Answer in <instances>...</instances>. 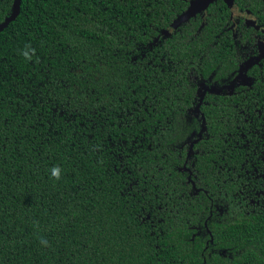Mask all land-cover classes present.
<instances>
[{
  "label": "trees",
  "instance_id": "obj_1",
  "mask_svg": "<svg viewBox=\"0 0 264 264\" xmlns=\"http://www.w3.org/2000/svg\"><path fill=\"white\" fill-rule=\"evenodd\" d=\"M190 1L21 0L0 264H264V0H234L256 25L216 0L172 29Z\"/></svg>",
  "mask_w": 264,
  "mask_h": 264
},
{
  "label": "water",
  "instance_id": "obj_2",
  "mask_svg": "<svg viewBox=\"0 0 264 264\" xmlns=\"http://www.w3.org/2000/svg\"><path fill=\"white\" fill-rule=\"evenodd\" d=\"M214 1L216 0H191L189 2V6L187 10L181 16H179L172 22V29L178 28L181 24L186 23L187 21H189V19L195 17L197 14L204 13L208 9L209 5L213 3ZM223 1L227 5V7L230 9L231 17L238 18L242 15V13L238 11L237 6L234 3V0H223ZM20 3H21V0H14L13 10L11 14L7 18H5L2 23H0V32L3 31L5 28H7V26L16 19V17L19 14ZM246 22L249 23L248 20ZM170 33H171L170 30L167 29L162 32V35L167 36ZM262 58H264V52H262L259 56L255 58H250L247 61V63H250L252 61H259ZM241 69H242V66H241ZM236 78H241V80L246 81V77L244 76L242 72H240ZM215 91H217L216 88L211 89V92H215ZM204 94H205V90L203 91V95Z\"/></svg>",
  "mask_w": 264,
  "mask_h": 264
},
{
  "label": "flooded vegetation",
  "instance_id": "obj_3",
  "mask_svg": "<svg viewBox=\"0 0 264 264\" xmlns=\"http://www.w3.org/2000/svg\"><path fill=\"white\" fill-rule=\"evenodd\" d=\"M239 11V10H238ZM206 12V11H205ZM204 12V13H205ZM241 12V11H240ZM242 13V15L240 16V17H231V21H237L238 19H243L244 21H245V23L247 24V25H256V21H255V23H253V22H251L252 20L251 19H254V18H252L249 14H247V13H243V12H241ZM248 15V16H247ZM249 21V23H247L246 21ZM255 20V19H254ZM256 27V26H255ZM263 32H264V30H262ZM259 46H260V48H261V52H260V54L262 53V52H264V42H259ZM259 54V55H260ZM258 55V56H259ZM257 57V56H256ZM255 58V57H254ZM232 86L233 85H225V86H223V89L224 88H228V89H231L232 88ZM205 88V89H204ZM213 88H216L215 86L214 87H203V86H201V89H202V93H203V91L205 90V94L204 95H202L203 96V98H204V96L206 95V93L207 92H211V89H213ZM217 89V88H216ZM221 90H219V89H217V91H215V92H220ZM214 93V92H213Z\"/></svg>",
  "mask_w": 264,
  "mask_h": 264
},
{
  "label": "clouds",
  "instance_id": "obj_4",
  "mask_svg": "<svg viewBox=\"0 0 264 264\" xmlns=\"http://www.w3.org/2000/svg\"><path fill=\"white\" fill-rule=\"evenodd\" d=\"M25 56L28 58V59H31L30 56H27V53H25ZM53 175L59 179V169H53Z\"/></svg>",
  "mask_w": 264,
  "mask_h": 264
},
{
  "label": "rangeland",
  "instance_id": "obj_5",
  "mask_svg": "<svg viewBox=\"0 0 264 264\" xmlns=\"http://www.w3.org/2000/svg\"><path fill=\"white\" fill-rule=\"evenodd\" d=\"M248 16V15H247ZM252 21L251 22H253V23H255V20L254 19H251Z\"/></svg>",
  "mask_w": 264,
  "mask_h": 264
}]
</instances>
